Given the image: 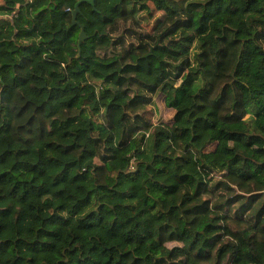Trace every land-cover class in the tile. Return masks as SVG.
Returning a JSON list of instances; mask_svg holds the SVG:
<instances>
[{
  "label": "trees",
  "instance_id": "trees-1",
  "mask_svg": "<svg viewBox=\"0 0 264 264\" xmlns=\"http://www.w3.org/2000/svg\"><path fill=\"white\" fill-rule=\"evenodd\" d=\"M78 1L0 6V264H264V0Z\"/></svg>",
  "mask_w": 264,
  "mask_h": 264
},
{
  "label": "rangeland",
  "instance_id": "rangeland-1",
  "mask_svg": "<svg viewBox=\"0 0 264 264\" xmlns=\"http://www.w3.org/2000/svg\"><path fill=\"white\" fill-rule=\"evenodd\" d=\"M151 24H152V21L149 24L144 23V27L146 29H150ZM189 33L190 32L188 30L182 29V30L177 31L174 35H172V38L178 41L182 37H186V35H188ZM186 42H188V44L191 45L190 41H186ZM31 94L33 93L31 92L30 95ZM46 96H47V93L46 91H44L42 94H40V97L33 96L32 99L35 100L34 102L39 104L46 98ZM155 99H156V107L151 108V111H150L151 116L153 117L154 120L162 119L170 123L175 111L171 108H168L165 105L164 96L162 94L158 95Z\"/></svg>",
  "mask_w": 264,
  "mask_h": 264
},
{
  "label": "water",
  "instance_id": "water-1",
  "mask_svg": "<svg viewBox=\"0 0 264 264\" xmlns=\"http://www.w3.org/2000/svg\"><path fill=\"white\" fill-rule=\"evenodd\" d=\"M83 2H88L92 5H94V0H80L76 3L74 10L72 11V15H73V24H77V17L78 14L80 13V5ZM79 24V23H78ZM87 38L84 27L81 25V31L79 34V38H78V49H79V53H80V48H81V43Z\"/></svg>",
  "mask_w": 264,
  "mask_h": 264
},
{
  "label": "built area",
  "instance_id": "built-area-1",
  "mask_svg": "<svg viewBox=\"0 0 264 264\" xmlns=\"http://www.w3.org/2000/svg\"><path fill=\"white\" fill-rule=\"evenodd\" d=\"M29 2H32L34 0H28ZM4 4V0H0V6ZM12 14H9L7 12H3L0 10V19L10 18Z\"/></svg>",
  "mask_w": 264,
  "mask_h": 264
}]
</instances>
